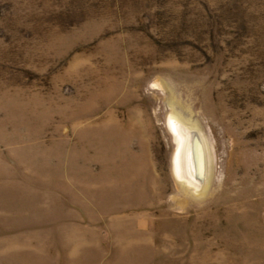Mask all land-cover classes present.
<instances>
[{
	"label": "rangeland",
	"instance_id": "1",
	"mask_svg": "<svg viewBox=\"0 0 264 264\" xmlns=\"http://www.w3.org/2000/svg\"><path fill=\"white\" fill-rule=\"evenodd\" d=\"M0 264H264V0H0Z\"/></svg>",
	"mask_w": 264,
	"mask_h": 264
},
{
	"label": "bare ground",
	"instance_id": "2",
	"mask_svg": "<svg viewBox=\"0 0 264 264\" xmlns=\"http://www.w3.org/2000/svg\"><path fill=\"white\" fill-rule=\"evenodd\" d=\"M173 105H174V103L172 104V106ZM174 108H175V106H173V109ZM178 121L179 120H175L172 115L170 116L169 125L171 126L170 128L172 129V131L176 137V140L178 143V150H179V152H181L182 148L184 147V142H183L182 133L180 131V124H178Z\"/></svg>",
	"mask_w": 264,
	"mask_h": 264
},
{
	"label": "water",
	"instance_id": "3",
	"mask_svg": "<svg viewBox=\"0 0 264 264\" xmlns=\"http://www.w3.org/2000/svg\"><path fill=\"white\" fill-rule=\"evenodd\" d=\"M192 147V148H191ZM190 149H191V156H192V159H194V155H195V149H194V144H190ZM194 153V155H193ZM192 165H190V167L192 168V170L195 168V164H194V160L191 162Z\"/></svg>",
	"mask_w": 264,
	"mask_h": 264
},
{
	"label": "trees",
	"instance_id": "4",
	"mask_svg": "<svg viewBox=\"0 0 264 264\" xmlns=\"http://www.w3.org/2000/svg\"><path fill=\"white\" fill-rule=\"evenodd\" d=\"M231 4V3H230ZM229 5V4H228Z\"/></svg>",
	"mask_w": 264,
	"mask_h": 264
}]
</instances>
